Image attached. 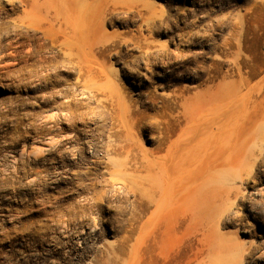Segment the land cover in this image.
<instances>
[{
    "label": "rangeland",
    "instance_id": "rangeland-1",
    "mask_svg": "<svg viewBox=\"0 0 264 264\" xmlns=\"http://www.w3.org/2000/svg\"><path fill=\"white\" fill-rule=\"evenodd\" d=\"M39 1L30 21L32 0H0V264H264V164L227 181L226 245L141 212L138 172L120 174L175 97L233 82L255 118L264 0Z\"/></svg>",
    "mask_w": 264,
    "mask_h": 264
},
{
    "label": "bare ground",
    "instance_id": "bare-ground-1",
    "mask_svg": "<svg viewBox=\"0 0 264 264\" xmlns=\"http://www.w3.org/2000/svg\"><path fill=\"white\" fill-rule=\"evenodd\" d=\"M42 4L32 0L26 18L41 17L38 8ZM240 70L237 67L242 78ZM233 84L218 82L208 93L170 100V112L156 115L151 158L143 153L140 160L132 159L130 167L120 170V174L138 172L141 212L151 205L152 214L161 217V225L168 230L193 228L200 239L210 243L217 239L218 244L223 240L219 233L222 218L227 219L226 212L242 200L227 181H243L248 166L264 164V92L255 118L240 119L237 106L226 102ZM222 248L211 256H220Z\"/></svg>",
    "mask_w": 264,
    "mask_h": 264
}]
</instances>
